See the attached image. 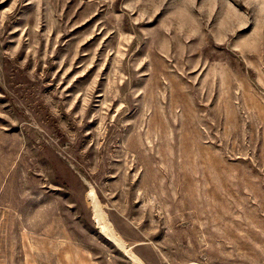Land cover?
Here are the masks:
<instances>
[{
    "label": "rangeland",
    "instance_id": "obj_1",
    "mask_svg": "<svg viewBox=\"0 0 264 264\" xmlns=\"http://www.w3.org/2000/svg\"><path fill=\"white\" fill-rule=\"evenodd\" d=\"M0 264H264V0H0Z\"/></svg>",
    "mask_w": 264,
    "mask_h": 264
}]
</instances>
